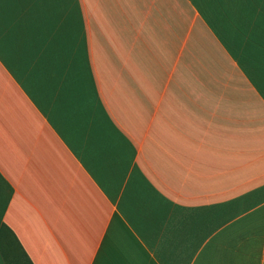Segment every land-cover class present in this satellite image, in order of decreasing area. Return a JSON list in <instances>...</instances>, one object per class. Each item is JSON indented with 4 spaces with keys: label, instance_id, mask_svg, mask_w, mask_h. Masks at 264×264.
I'll list each match as a JSON object with an SVG mask.
<instances>
[{
    "label": "crops",
    "instance_id": "1",
    "mask_svg": "<svg viewBox=\"0 0 264 264\" xmlns=\"http://www.w3.org/2000/svg\"><path fill=\"white\" fill-rule=\"evenodd\" d=\"M0 264H264V0H0Z\"/></svg>",
    "mask_w": 264,
    "mask_h": 264
}]
</instances>
